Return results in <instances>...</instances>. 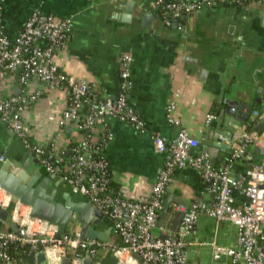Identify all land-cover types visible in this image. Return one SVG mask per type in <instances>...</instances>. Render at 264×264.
Masks as SVG:
<instances>
[{"label": "crops", "instance_id": "1", "mask_svg": "<svg viewBox=\"0 0 264 264\" xmlns=\"http://www.w3.org/2000/svg\"><path fill=\"white\" fill-rule=\"evenodd\" d=\"M130 2L134 3L133 11L125 8ZM140 8L153 14L148 26L142 25L135 13ZM34 9L73 21L65 45L54 56L55 62L71 80L87 81L102 98L119 97L120 56L123 53L133 56L127 98L143 119L144 132L119 119L105 117L90 129H81L72 123L66 124L71 125L70 128L61 126L62 112L70 101L66 89L50 88L35 79L30 80L27 92L34 94L41 90V95L30 100L23 112L30 138L45 149L50 148L55 160L69 158L71 148L88 137L95 153H102L109 161L112 189L122 190L127 197L148 195L164 165L166 154L155 150L152 136L158 133L169 144L175 138L178 126L166 115L169 102H176L174 115L189 134L199 140L193 153L206 151L217 167L226 164L231 156L219 142L222 135L218 133V126L224 119L220 124L214 120L220 113L222 100L238 98L240 104H250L261 99V111H264V4L221 2L194 11L174 26V22L165 23L156 0H3L0 1V26L10 38H15ZM17 80L18 72L6 76L3 83L6 93L20 92ZM87 115L85 106L80 120ZM251 117L253 112L250 122ZM258 121L261 120L256 117L249 129L259 133V139L250 148L255 163L264 160L258 150L264 148V128L255 130ZM243 125L245 123L241 122L238 127L243 128ZM104 132L112 133V138L99 149ZM208 140L213 144H207ZM231 146L233 151V142ZM30 157L34 158L0 118V167L7 160ZM248 165L245 160H236L231 174L240 176ZM36 169L42 171V177L51 175L40 163L32 164L30 170ZM55 176L51 187L59 182L61 192L70 191L75 200L87 199ZM233 195L238 205L246 200L237 189L233 190ZM199 198L213 199L209 183L193 166L177 169L164 200V203L170 200L169 210L174 204L187 205ZM16 200L0 190V201L8 203V209L14 208ZM215 224V219L207 215L199 217L196 235L191 238L190 264L213 263L212 248L205 243L213 236ZM7 225L10 224L5 223V229ZM93 227L103 232L109 230L108 241H118L109 218L95 220ZM69 228L80 230V225L73 222ZM164 231L158 229L155 233L163 235ZM218 243L223 247L236 244V232L231 223L227 227L226 221L220 222ZM99 259L101 264L119 263L114 253L105 248L99 250ZM16 262L36 264V260L28 263L22 258ZM219 263L228 264V260L223 257Z\"/></svg>", "mask_w": 264, "mask_h": 264}, {"label": "built area", "instance_id": "2", "mask_svg": "<svg viewBox=\"0 0 264 264\" xmlns=\"http://www.w3.org/2000/svg\"><path fill=\"white\" fill-rule=\"evenodd\" d=\"M3 1V0H0ZM221 2L264 4V0H156L166 24L178 22L205 6ZM70 18H57L52 13L34 9L30 12L15 38H10L0 26V118L22 140L30 156L36 157L48 173L57 175L69 184L74 193L85 196L100 208L105 217L112 221L118 241L81 238L80 230H70L63 238H57V226L30 216V208L16 200L11 221L25 228L26 237L19 232L4 228L0 220V264H18L10 252L11 245L24 247L27 253H46L49 264H60L64 258L70 264H84L86 255L93 258L92 264H101L99 250L108 249L121 264H190L189 253L197 232L199 217L204 214L216 221L213 236L205 244L212 248V260L219 262L229 257L232 264H264V160L252 161L251 146L259 139V133L236 126L232 134L233 152L226 164L214 166L206 151L198 154L193 149L199 140L193 138L181 120L174 115L176 102L166 106L169 121L178 126V131L169 144L158 133L153 134L154 148L165 153V162L148 195L130 198L122 190L111 187V167L102 153H95L88 137L71 148L69 158L52 161L45 154L44 145L34 142L26 128L23 112L30 100L41 95L27 92L30 80L46 83L50 88L64 87L69 95L68 106L62 112L61 126L78 124L81 129L92 128L106 115L131 124L139 131H145V123L130 105L127 91L133 56H120L121 93L117 99L100 97L85 80H71L56 64L54 56L61 49L72 29ZM18 72L19 93H6L3 87L6 76ZM88 108V115L81 119V110ZM258 117L264 123V111L254 110L251 122ZM250 122V123H251ZM252 124V123H251ZM112 138L104 132L99 149ZM4 160V157L2 158ZM236 160H245L248 167L240 176L231 174ZM193 166L209 183L213 199H196L187 205L174 204L162 226H158L160 213L177 169ZM239 190L246 200L238 205L233 190ZM0 190H3L0 187ZM4 191V190H3ZM1 204L7 205L0 201ZM183 211L184 216L178 231L171 230L175 213ZM228 221L234 226L236 244L223 247L218 243L219 224ZM165 230L163 235L156 230ZM134 253L141 256L139 261Z\"/></svg>", "mask_w": 264, "mask_h": 264}, {"label": "water", "instance_id": "3", "mask_svg": "<svg viewBox=\"0 0 264 264\" xmlns=\"http://www.w3.org/2000/svg\"><path fill=\"white\" fill-rule=\"evenodd\" d=\"M134 3L130 2L128 10L133 11ZM122 7H124L122 5ZM135 13L141 24L149 25L153 14L145 11V8L135 10ZM129 18L130 16H126ZM131 20V17H130ZM174 26L178 22H174ZM222 106L219 115L214 119L220 124L223 119V124L218 126V133L222 136L219 138L220 145L226 149V153L232 154V134L236 130V126L241 122H248L252 112L262 110L263 105L261 99L255 100L250 104H240L238 98H225L222 100ZM258 103V104H257ZM257 104V105H256ZM247 105V106H246ZM107 120H112L111 115H106ZM232 123V124H231ZM71 127V125H66ZM264 128L262 121H258L255 130L259 131ZM207 144H213V141L208 140ZM264 158V148H258ZM223 160H227L224 158ZM39 164V160L34 157L31 159L7 160L0 167V187L9 195L16 198L20 203L27 205L30 208V216L43 221H47L57 226V238H63L68 234L69 226L72 222L80 225L81 238L109 240V230L107 232L98 231L93 227L95 220H105L104 212L95 206L87 199L75 200L72 193L68 190L62 191L60 183L57 182L55 187H51L52 179L56 176L54 174L42 177L43 173L40 169L30 170L32 164ZM170 200L164 203L163 209L160 213L158 226H162L170 208ZM184 212L179 210L175 213L171 230L176 232L179 229ZM0 220L4 223H9L12 230L19 232L22 236L26 235V230L20 227L15 221H11L9 209L0 203ZM134 256L141 261V256L134 253ZM36 264H49L46 253L39 251L35 254ZM71 259L66 257L60 264H70ZM84 264H92L93 258L86 255ZM121 264V263H118ZM215 264H221L219 262Z\"/></svg>", "mask_w": 264, "mask_h": 264}, {"label": "trees", "instance_id": "4", "mask_svg": "<svg viewBox=\"0 0 264 264\" xmlns=\"http://www.w3.org/2000/svg\"><path fill=\"white\" fill-rule=\"evenodd\" d=\"M251 127H252L251 123L247 124V128L248 129H251ZM45 152H46L45 154L47 155V157H49L52 161L56 162V160L54 159L55 156L53 155V153L50 150V148H46ZM9 211H10V214H11L12 211H13V206H11L9 208ZM3 225H5V223ZM7 227H8L9 230H11L10 225L9 226L7 225ZM10 252L12 253L13 257L15 258V260L16 259L20 260L22 258L25 261L27 260L28 263H33L35 261V255L27 253V250L25 249V246L24 247H16V245L13 244L10 247Z\"/></svg>", "mask_w": 264, "mask_h": 264}, {"label": "rangeland", "instance_id": "5", "mask_svg": "<svg viewBox=\"0 0 264 264\" xmlns=\"http://www.w3.org/2000/svg\"><path fill=\"white\" fill-rule=\"evenodd\" d=\"M73 223V222H72ZM215 226H216V224H215ZM215 226H214V228H215ZM226 226L228 227L229 226V223H228V221H226ZM70 230V229H69ZM214 231V230H213ZM226 257V256H225ZM227 258V260H228V264H231L230 263V258L229 257H226Z\"/></svg>", "mask_w": 264, "mask_h": 264}, {"label": "bare ground", "instance_id": "6", "mask_svg": "<svg viewBox=\"0 0 264 264\" xmlns=\"http://www.w3.org/2000/svg\"><path fill=\"white\" fill-rule=\"evenodd\" d=\"M6 197V196H5ZM7 198V197H6Z\"/></svg>", "mask_w": 264, "mask_h": 264}]
</instances>
